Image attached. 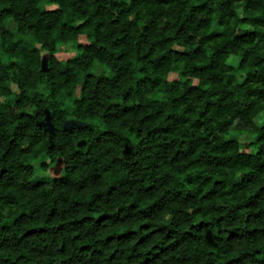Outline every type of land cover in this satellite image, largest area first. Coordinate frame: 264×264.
Segmentation results:
<instances>
[{"label": "clouds", "instance_id": "clouds-1", "mask_svg": "<svg viewBox=\"0 0 264 264\" xmlns=\"http://www.w3.org/2000/svg\"><path fill=\"white\" fill-rule=\"evenodd\" d=\"M261 114L264 0H0V264H264Z\"/></svg>", "mask_w": 264, "mask_h": 264}, {"label": "trees", "instance_id": "trees-1", "mask_svg": "<svg viewBox=\"0 0 264 264\" xmlns=\"http://www.w3.org/2000/svg\"><path fill=\"white\" fill-rule=\"evenodd\" d=\"M96 218L98 219V217H96ZM141 227H143V226H141ZM121 235H122V233H121ZM81 247L86 249L88 246L87 245H82ZM226 264H231V262L230 261L229 262H226Z\"/></svg>", "mask_w": 264, "mask_h": 264}, {"label": "rangeland", "instance_id": "rangeland-1", "mask_svg": "<svg viewBox=\"0 0 264 264\" xmlns=\"http://www.w3.org/2000/svg\"><path fill=\"white\" fill-rule=\"evenodd\" d=\"M261 115H264V114H261Z\"/></svg>", "mask_w": 264, "mask_h": 264}]
</instances>
